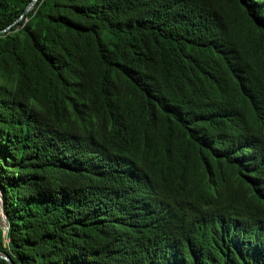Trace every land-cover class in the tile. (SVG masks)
I'll return each instance as SVG.
<instances>
[{
	"label": "trees",
	"instance_id": "16d2710c",
	"mask_svg": "<svg viewBox=\"0 0 264 264\" xmlns=\"http://www.w3.org/2000/svg\"><path fill=\"white\" fill-rule=\"evenodd\" d=\"M32 1L0 0V249L264 264V0Z\"/></svg>",
	"mask_w": 264,
	"mask_h": 264
},
{
	"label": "water",
	"instance_id": "95a60500",
	"mask_svg": "<svg viewBox=\"0 0 264 264\" xmlns=\"http://www.w3.org/2000/svg\"><path fill=\"white\" fill-rule=\"evenodd\" d=\"M36 2L37 0H33L30 5L27 7V9L24 11L23 15L20 16V18L18 20H20L21 18H23V16L25 14H27L28 12H30L34 6L36 5ZM0 200H1V204H2V211H3V214H4V221H3V224H4V234L6 235L7 234V228H8V222H7V216L5 214V211H4V199H3V191L1 189V186H0ZM4 242H8L7 238L4 239ZM0 257L8 260L10 262V264H15V262L13 261V259L11 258V256L5 252H3L1 249H0Z\"/></svg>",
	"mask_w": 264,
	"mask_h": 264
},
{
	"label": "rangeland",
	"instance_id": "374dc122",
	"mask_svg": "<svg viewBox=\"0 0 264 264\" xmlns=\"http://www.w3.org/2000/svg\"><path fill=\"white\" fill-rule=\"evenodd\" d=\"M1 207H2V204H1ZM2 215H3V217L2 218L0 217V228L4 229V224H3L4 214H3V211H1V208H0V216H2Z\"/></svg>",
	"mask_w": 264,
	"mask_h": 264
},
{
	"label": "bare ground",
	"instance_id": "6f19581e",
	"mask_svg": "<svg viewBox=\"0 0 264 264\" xmlns=\"http://www.w3.org/2000/svg\"><path fill=\"white\" fill-rule=\"evenodd\" d=\"M0 208H1V211H2V207H1V200H0Z\"/></svg>",
	"mask_w": 264,
	"mask_h": 264
}]
</instances>
